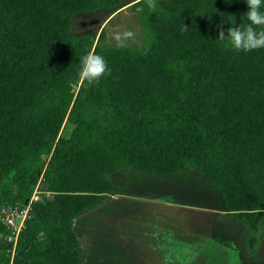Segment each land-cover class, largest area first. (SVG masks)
<instances>
[{"label": "trees", "instance_id": "16d2710c", "mask_svg": "<svg viewBox=\"0 0 264 264\" xmlns=\"http://www.w3.org/2000/svg\"><path fill=\"white\" fill-rule=\"evenodd\" d=\"M154 2L131 6L141 46L104 48L102 32L76 36L73 18L121 0H0V205H25L37 189L54 195L33 204L14 253L0 224V264H84L74 223L114 195L111 174L188 167L246 222L254 257L264 48L237 52L218 38L248 23L244 0ZM86 54L110 69L92 84L79 75Z\"/></svg>", "mask_w": 264, "mask_h": 264}, {"label": "rangeland", "instance_id": "374dc122", "mask_svg": "<svg viewBox=\"0 0 264 264\" xmlns=\"http://www.w3.org/2000/svg\"><path fill=\"white\" fill-rule=\"evenodd\" d=\"M131 5L129 3L125 8V13L116 14L101 28H97L98 22H91L92 26H89L90 28L87 27V31H90L89 33L98 31L99 37L103 36L101 32L104 33L106 39L100 43L104 48H136L141 46L144 43V38L141 33L138 17L132 13ZM118 10H120V7L109 12L115 14ZM79 16L81 15H77L73 19V21L75 20V34L77 36L83 35L82 31H84V22L78 20ZM95 19L97 20L98 18L96 17ZM123 30L132 32L133 36L123 46H117L115 37ZM178 176L184 180L179 183L162 180L156 182L136 181L125 185L124 189L133 190L136 193H145L154 188L156 190L163 188L176 189L180 195L177 200L178 203L216 206V203H208L211 185L203 176L199 175L197 177V173L191 167H188L182 175ZM164 178L170 177L165 176ZM119 188L121 191H124L123 186H119ZM44 198L53 200L54 195L46 193L39 196L40 201ZM158 202L152 203L157 204ZM221 204L223 206L222 201ZM145 206L144 203L135 207L112 205L98 212L94 220L87 217H78L74 223L76 225L75 232L81 241V245L85 247L84 249H87L89 256L93 257L87 264H162L160 263L162 255L169 251L172 253L173 258L168 259L167 264H264V221L261 232L258 233L257 250L254 257H251L252 254L247 248V240L241 244L240 237L242 232L237 229L233 222H228L223 218L213 220L209 216H203L198 221L189 220V226L183 233H176V239L165 243L169 247L167 250H156L155 259L152 249L154 242H142L138 238L139 236H136V233L131 229L133 223H128L122 218L123 216L130 217L133 215L136 221L138 217L140 218L148 210ZM88 216L90 217V215ZM85 218L88 220H85ZM90 220L91 222L93 221V228L96 230L95 255L92 253L93 245L91 238L85 232L88 229L87 225L91 223ZM240 223L246 224L244 221H240ZM185 245H191V248L189 247L188 249Z\"/></svg>", "mask_w": 264, "mask_h": 264}, {"label": "crops", "instance_id": "0c3cea01", "mask_svg": "<svg viewBox=\"0 0 264 264\" xmlns=\"http://www.w3.org/2000/svg\"><path fill=\"white\" fill-rule=\"evenodd\" d=\"M138 1L139 0H121L120 10H118L117 13L115 12V14H111L109 12L110 10H114V9H106L94 13L81 14V16L78 17V20L84 22L83 24L84 31H82L83 32L82 34L85 35L90 32L87 31V27L90 28L89 26H92L91 22H98L97 28H101L102 26H105L108 23V21L112 19V17L115 16L116 14L125 13V8L128 6L129 3L133 5ZM96 17L98 18L97 20L95 19ZM74 21H72V25H73V31L75 33ZM182 173L180 174L182 175ZM180 174L158 176L151 173H142L137 171H122V172L113 173L111 174V180L114 187V195L110 196L105 204L84 214V216H81L80 218L87 217L88 219L92 218L91 220H94L98 212L112 205L135 207L144 203L146 205L145 207H147L148 210H146L144 214L140 216V218L138 217L136 221L134 220L135 217L133 215H131L130 217L123 216L122 218L125 219L128 223H133L131 225L132 226L131 229L132 231H134V233H136V236H139L138 238L142 242L145 243H147V241L154 242L152 249L154 252L155 259H156V250L157 249L167 250L169 247L165 243H168L171 240L176 239L175 236L176 233H183L189 226L188 225V222H190L189 220L198 221V219L203 218V216H209L213 220L216 219L219 220L223 218L228 222H233L234 225L237 227V229L241 230L242 232L240 239H241V244H243L245 240H247V236H248V229L246 225L240 223V221L228 215L227 209L222 201L220 194L211 184H210L211 188H209L211 201L208 200V203L209 204L216 203V206L213 205L212 207L199 206L190 203L189 204L178 203L177 200L180 195L177 193L176 189L170 190L167 188H163L160 190H156V188H154L153 190H149L145 193H140V192L136 193L133 190H127L126 188L124 189L125 185H128L129 183H134L136 181L156 182L162 180V181H174L179 183L180 181L184 180L181 179L180 176H178ZM165 176L170 178H164ZM198 176L199 175L197 173V177ZM119 186L120 187L123 186L124 191H121ZM155 201H159V202L157 204L152 203ZM221 201L223 203V206L221 204ZM88 215H90V217ZM87 218H85V220H88ZM92 222L87 225L88 229L85 232L91 238V242L93 245L92 253H94V249H95L94 245L96 242L95 241L96 230H94ZM74 231H76V225H74ZM78 241L84 253V257H85L84 264H87V262L90 261V259H93V257L89 256V252L87 251V249H84L85 247L83 245H81V241L79 238ZM190 246L185 245V247L188 249ZM162 256L163 257L160 259V263L162 264H167L168 259L173 258L172 253L170 251L164 253Z\"/></svg>", "mask_w": 264, "mask_h": 264}, {"label": "clouds", "instance_id": "9594fccd", "mask_svg": "<svg viewBox=\"0 0 264 264\" xmlns=\"http://www.w3.org/2000/svg\"><path fill=\"white\" fill-rule=\"evenodd\" d=\"M247 5L246 19L248 23L241 26L230 27L225 35L221 31L218 38L223 42L225 49L237 52H249L264 48V0H244ZM149 8H155L154 0H147ZM229 23L234 24L233 18ZM133 36L130 31L123 30L115 37L117 46H123ZM110 69L103 56L86 54L80 58L79 75L87 80L89 84L98 82L99 79L108 74Z\"/></svg>", "mask_w": 264, "mask_h": 264}, {"label": "built area", "instance_id": "2783aa9c", "mask_svg": "<svg viewBox=\"0 0 264 264\" xmlns=\"http://www.w3.org/2000/svg\"><path fill=\"white\" fill-rule=\"evenodd\" d=\"M39 196L40 192H38L37 189L31 200L27 201L25 205H0V224L6 227L8 231L5 238L8 242L13 243V253L16 248L19 235L22 232L26 221L30 218V212L33 204L40 201Z\"/></svg>", "mask_w": 264, "mask_h": 264}, {"label": "water", "instance_id": "95a60500", "mask_svg": "<svg viewBox=\"0 0 264 264\" xmlns=\"http://www.w3.org/2000/svg\"><path fill=\"white\" fill-rule=\"evenodd\" d=\"M130 11H131V8H130Z\"/></svg>", "mask_w": 264, "mask_h": 264}]
</instances>
